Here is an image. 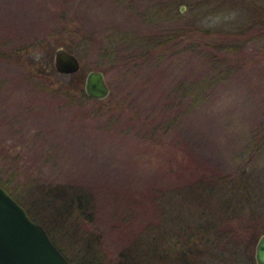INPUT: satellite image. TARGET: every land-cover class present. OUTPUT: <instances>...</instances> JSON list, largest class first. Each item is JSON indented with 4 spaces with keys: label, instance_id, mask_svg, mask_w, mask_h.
I'll return each mask as SVG.
<instances>
[{
    "label": "rangeland",
    "instance_id": "rangeland-1",
    "mask_svg": "<svg viewBox=\"0 0 264 264\" xmlns=\"http://www.w3.org/2000/svg\"><path fill=\"white\" fill-rule=\"evenodd\" d=\"M220 4L201 12L181 0H0V182L73 264H119L163 225L157 196L194 179L190 165L236 176L264 151V36H249L250 2ZM240 38L237 52L223 45ZM58 47L78 57L74 75L55 71ZM91 70L105 75L104 100L77 96L76 76L83 89ZM56 186L90 193L81 232L43 211L36 189ZM239 224L256 264L264 215L242 214Z\"/></svg>",
    "mask_w": 264,
    "mask_h": 264
},
{
    "label": "trees",
    "instance_id": "trees-1",
    "mask_svg": "<svg viewBox=\"0 0 264 264\" xmlns=\"http://www.w3.org/2000/svg\"><path fill=\"white\" fill-rule=\"evenodd\" d=\"M216 1L221 3L222 8L227 9L236 8L235 5L238 6L244 1L250 2V12L255 18L249 22V36L253 38L257 35L264 36L262 29H258L260 33L254 30L255 25L264 24V6H259V3L264 5V0ZM216 1L181 0V3L191 9H194L196 5V9L202 12L207 11ZM242 29L241 34L245 31L244 28ZM205 33H209L208 30H203L204 35ZM174 39L172 35L170 40L169 37L168 39L158 37L153 38V41L162 44ZM131 41H137L145 46V49L154 45L152 40V44L144 39ZM241 41V38L231 42L223 41V45H227L230 51L237 52ZM209 43L205 46L210 49L208 55L214 60V50L219 48V42L213 40ZM67 50L72 52L70 49ZM233 64L235 63H231V67ZM45 65L47 69L51 68L50 62H46ZM76 78L74 85L76 92L79 93L78 98L91 99L82 89L81 78L78 76ZM260 141L264 144V137ZM251 146L252 151H256V146ZM171 170L172 166L165 169L168 174ZM188 170L195 173L194 179L182 183L178 189L166 190L157 196L158 203L166 209L163 214V225H157L156 228L145 231L133 250L129 249L123 254L119 264H252L248 261L246 248L243 246L244 241H242L249 229L240 228L239 223L242 214L248 213L251 220L255 215H264V151H259L256 160L247 163L236 176L209 172L192 165ZM0 185L8 190L5 184L0 182ZM36 190L43 197L40 198L44 206L43 211L51 210L56 217V222L60 221L68 226L74 225L78 233L83 230L86 221L93 213L91 211L93 202L89 192L59 186L47 189L40 187ZM10 194L15 198L11 192ZM27 212L32 220L42 225L48 232L43 222L33 216L30 211L27 210ZM256 233H259L256 235L264 234V228L258 229ZM82 242L87 244L92 242V238L85 235L82 237ZM57 248L73 264L62 249L58 246Z\"/></svg>",
    "mask_w": 264,
    "mask_h": 264
},
{
    "label": "water",
    "instance_id": "water-1",
    "mask_svg": "<svg viewBox=\"0 0 264 264\" xmlns=\"http://www.w3.org/2000/svg\"><path fill=\"white\" fill-rule=\"evenodd\" d=\"M183 10L184 7H181ZM53 67L60 74L80 70L78 57L63 47L55 49ZM83 91L93 100L110 95L105 75L100 70L87 72ZM255 262L264 264V234L255 245ZM0 264H71L52 242L46 230L32 220L27 210L0 185Z\"/></svg>",
    "mask_w": 264,
    "mask_h": 264
}]
</instances>
